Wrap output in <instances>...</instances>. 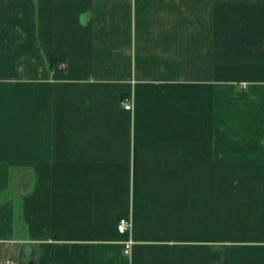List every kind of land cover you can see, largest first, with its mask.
I'll return each mask as SVG.
<instances>
[{"label":"crops","instance_id":"0c3cea01","mask_svg":"<svg viewBox=\"0 0 264 264\" xmlns=\"http://www.w3.org/2000/svg\"><path fill=\"white\" fill-rule=\"evenodd\" d=\"M0 264H264V0H0Z\"/></svg>","mask_w":264,"mask_h":264},{"label":"built area","instance_id":"2783aa9c","mask_svg":"<svg viewBox=\"0 0 264 264\" xmlns=\"http://www.w3.org/2000/svg\"><path fill=\"white\" fill-rule=\"evenodd\" d=\"M124 107L126 110L132 109L133 107L132 102L129 100L124 102ZM131 229H132V220L129 217H123L119 220L118 232L121 235H126L130 233ZM133 243L134 242L131 239L124 242L126 253L130 252V249L132 248Z\"/></svg>","mask_w":264,"mask_h":264}]
</instances>
